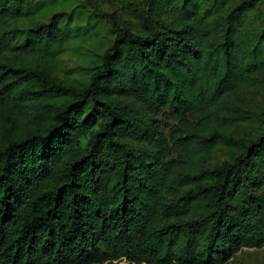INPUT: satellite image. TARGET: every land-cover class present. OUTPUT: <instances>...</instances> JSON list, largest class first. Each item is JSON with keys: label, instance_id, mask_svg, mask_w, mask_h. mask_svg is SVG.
Instances as JSON below:
<instances>
[{"label": "trees", "instance_id": "trees-1", "mask_svg": "<svg viewBox=\"0 0 264 264\" xmlns=\"http://www.w3.org/2000/svg\"><path fill=\"white\" fill-rule=\"evenodd\" d=\"M31 2L0 0V264H225L264 247V112L236 100L264 85L260 0H146L75 85L39 58L74 42L78 16L23 27ZM222 143L240 151L210 167Z\"/></svg>", "mask_w": 264, "mask_h": 264}, {"label": "rangeland", "instance_id": "rangeland-1", "mask_svg": "<svg viewBox=\"0 0 264 264\" xmlns=\"http://www.w3.org/2000/svg\"><path fill=\"white\" fill-rule=\"evenodd\" d=\"M36 0H32L30 7L22 20V26L27 27L37 19L48 20L58 11L78 16L79 31L74 42L68 45L64 51L53 59L39 58L42 67H45L50 76L63 84L87 83L92 67L100 61L103 51L110 45L114 38L112 21L121 27L138 28L135 17V8L145 10L148 7L146 0H54L47 10H40L37 14L32 7ZM46 2L47 0H38ZM135 7V8H134ZM259 10L264 9V0L258 4ZM255 14H253V17ZM264 23V17H255L253 24L260 26ZM237 104L247 110V115H262L264 112V85L247 94L236 95ZM166 123L164 133L169 136L176 121L165 116L160 117ZM258 123L250 120L243 122L232 131L236 138H249L258 130ZM240 148L222 143L215 150L209 166L220 165L231 159ZM225 264H264V247L242 248L237 251Z\"/></svg>", "mask_w": 264, "mask_h": 264}]
</instances>
